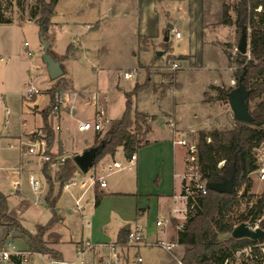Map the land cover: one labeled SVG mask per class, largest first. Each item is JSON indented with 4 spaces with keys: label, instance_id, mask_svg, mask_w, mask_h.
<instances>
[{
    "label": "crops",
    "instance_id": "1",
    "mask_svg": "<svg viewBox=\"0 0 264 264\" xmlns=\"http://www.w3.org/2000/svg\"><path fill=\"white\" fill-rule=\"evenodd\" d=\"M11 1L12 3L15 2L14 0ZM25 1L29 3V6L32 3L34 5L33 0ZM61 1L57 0L55 13L51 17V25L45 34V37L50 42L48 50L55 59L60 61L63 69L62 76L69 84L64 85V87L67 85V90H63V87L59 91L63 93L59 109L55 112H50L48 115V122L54 131V140L50 151L56 154L55 162L50 165L52 168L51 176L54 180V194L59 190L56 178L61 165L60 160L80 154L83 150L92 147L94 143L92 133L91 139H86V143L80 146L73 144L71 133L74 130L75 124L78 125L80 121L88 120L86 118H78L77 122L71 125L73 130L69 129L70 126H68L67 122H71L76 113L74 109L76 107L75 103L78 100L90 103L93 108L91 118L96 111V107L100 104L105 111V117L111 122L116 120L112 112H114V105L117 103L118 94H124L118 87L117 73L119 71L104 66L100 62L98 50L89 47L90 44L87 41L92 43L96 37L95 32H102L100 29L104 25H112L114 20H118L120 16V9H127L128 7V9L137 13L138 19H145L151 23L149 28L146 27V31L138 32L139 36H149L153 39V42L159 38L166 41V36L167 40H169V32L174 33L173 28L176 30V26L171 22V20L175 22L176 18L174 15L170 17V12L167 10V1L164 4H159L155 0H70L72 3L69 7L67 9L62 8L61 12H59ZM172 1L178 4L185 2L186 4L182 18L188 27L189 37H193L195 42V45L189 47L188 51H191V53L187 61L190 60L191 64L197 60V64H191V66L207 69L208 72L206 80L201 82L198 89L199 102L197 110L199 111L190 110L189 114H180L176 108L178 101L174 100V98L175 107L171 109L167 107V97L170 91L178 93L179 90L177 88V74L172 85L173 87L167 88L163 97H160L162 95L160 90L145 89L141 91L135 98V108L146 115L148 129L146 132H143V130L140 134L141 141L135 150V160L129 163L128 155L123 152L121 147H117L114 155L107 154L103 156L87 171L79 169L73 178L67 181L71 184L66 188L63 185L61 188L53 209L48 206L45 200L48 186L42 172L44 161L38 155L23 153L25 149L18 147L20 141H26L32 137V131L37 129L42 130V111L48 104L43 107L38 105L37 93L39 89L36 85L35 88L38 91L33 95V101L28 105L30 110L26 113L30 116L39 113L40 123L31 129L20 130L16 137L11 134L0 135V141L15 139L16 143H9V146L23 153L19 154L18 164H10L7 163L9 160L0 158V192L6 196L9 214L16 217L28 232L34 234L47 223L52 216V212H55L59 219L51 228L44 232L43 238L49 243L50 247L59 253L60 259L68 262V264L78 261L76 244L81 238L102 244L98 253L92 254L91 252H87L84 255L86 262H96L106 253V248L103 245L116 241L123 227L138 229L146 236L148 242H154L159 238L176 242L171 239V236L177 232L174 231V226L176 227L177 224L183 222L187 213L186 201L181 196L183 173L186 166L185 147L177 143L176 140L183 139V134L188 131L208 130L212 126H216L223 119L228 122L230 121V125H232V119L234 118L230 107L229 112L222 117V114L218 113V109H220L219 105H210L203 98V93L208 86L218 85L220 76H223L224 80H230L227 56L221 46L223 42L232 41L235 33L233 24H224L222 22V8L227 0ZM28 3L26 4L28 5ZM128 4H131V6ZM229 13L233 16L230 10ZM8 18L9 22L0 23V60L2 63L5 62V59H2L1 54L13 56L14 48L12 41L9 37L5 36V33L10 30L9 27H12L18 21L17 23L22 24V26L38 28L35 17L28 12L26 7L17 15L11 13ZM88 18L91 21L86 20ZM37 32H39V29ZM25 42L27 41L22 43V48L26 56L30 57L28 60V65H30L34 52L29 49L28 42L27 46L24 45ZM33 43L35 44L34 49L39 50V37ZM70 44L75 46L76 51L65 57L67 47ZM27 51H30L31 55H28ZM84 51L86 53L91 52L89 58L96 65L98 89L90 95L83 94L81 89L75 88L71 78V63L76 61L78 57L83 56ZM40 52L41 55L39 57L42 59L41 49ZM185 53L187 52L179 55H185ZM37 62L39 60L35 63ZM28 65L24 69V72L25 77L31 80ZM44 67L46 68L45 64ZM136 67L139 70H143L140 64ZM31 82L33 83L32 80ZM2 85L3 83L0 81V88ZM132 87H128L125 90L130 91ZM48 88L46 87L44 91ZM21 90L24 89L22 88ZM65 92L72 93L71 95L73 98H76V101H72L69 97H66L64 95ZM47 93L49 94V92ZM124 102L125 97H123ZM138 102H140V108L138 107ZM64 103L66 105L72 103L69 112L67 110L64 111ZM123 110L124 105L120 114H122ZM6 111L7 109L5 113L8 114ZM30 112L33 114H30ZM67 113L70 114V117H68ZM20 117L22 118L23 114H20ZM70 141L75 146L71 154L69 153L71 150ZM113 161L120 162L123 168L110 173L104 172L107 173L105 176V187H100L98 181L93 187L85 188L81 186L82 181L89 174H99L106 164ZM12 170H18L19 175H13ZM29 175H33L39 181L36 192L29 183ZM12 178L19 180L17 188L10 185ZM24 179L28 181L32 189L33 198L21 192L20 184H22ZM60 194H62V197ZM40 195L42 196L43 203L40 202ZM96 195L100 198L98 203H95ZM77 199L81 211H75ZM158 219L168 221L164 230L156 226V220ZM59 230L63 231V235L69 236V239L60 241ZM0 244V248L12 245L13 250H31L29 238L25 233L6 231L4 227H0ZM132 250L134 248L129 250L128 256L125 257V261L121 264H135L131 258V253L134 252ZM30 256H33V254ZM39 258L50 264L47 259ZM30 260L33 264L32 257Z\"/></svg>",
    "mask_w": 264,
    "mask_h": 264
},
{
    "label": "rangeland",
    "instance_id": "2",
    "mask_svg": "<svg viewBox=\"0 0 264 264\" xmlns=\"http://www.w3.org/2000/svg\"><path fill=\"white\" fill-rule=\"evenodd\" d=\"M14 1V3H12L11 0H0V6L2 10L6 9L4 11L5 16L10 17L11 13L13 15H17L25 7L27 8L28 12L31 13L33 3L29 6V3L25 0ZM155 1L159 4H164L165 1L168 2L167 10L170 12V17H173L174 15L176 18L175 22L172 20L171 22L174 23V25L176 26V30L180 32V38H175L173 32H169V40L166 41H163L159 38L158 40L155 39L153 42V39L149 36H139L138 32L146 31V29L149 28L151 23L146 21L145 19H138L137 13L131 9H128V7L127 9L124 8L125 10L123 8L120 9V16L118 20H114V23L112 25L102 26L100 29L102 30V32L100 31L101 33L99 31H96V37L92 41V43L89 41L87 42L90 44L89 47L98 50L100 62L104 64V66L114 68L116 71H119L117 73L118 87L124 93L127 92L125 90L126 88L133 86L135 83L142 84L143 82L147 81L148 86L145 89H151L156 91L160 90L162 94L160 97H163L164 93L166 92V89L173 87L172 85L177 74V88L179 90L178 93H173L172 91H170V94L167 97V107H169L170 109L175 107L174 100H176L178 101V105H176L177 111H179L180 114H189L190 110L194 111L198 109L199 85L202 81L206 80L208 72L207 69L195 68L191 66V64L196 65L197 60L193 61L191 64L189 62L190 60L187 61V59H189L190 57L189 54L191 53V51H188L189 47L195 45V42L193 40V37H189L188 27L182 18L186 6L185 2H181L180 4H178L176 2H173L172 0ZM237 1L238 0H227V2L225 3L229 5V10L231 14H233V16L231 15L233 19L235 18L233 5ZM26 3H28V5ZM71 3L72 2L70 0H62L59 4V12H61L62 8L67 9V7H69ZM128 5L131 6V4ZM86 20L91 21L89 18ZM17 22L12 27H9L10 30L5 33V36L7 38L9 37L12 41L14 48L13 56L1 54L2 59H5V62L2 63L0 60V81H2L3 83L2 87L0 88V135L11 134L14 137L17 136L20 130L24 131V129H31L35 125L39 124L41 120L39 113H35L31 116L27 114L30 110L28 105H30L34 97L32 96V98L29 100L23 97L25 89L22 87L21 82L24 78H26L24 69L28 65V60L30 59V57L26 56V53L22 48V43L24 41H27L29 43V49L34 52V55L31 59L32 63L30 64L32 65V67L28 65V68L29 73H31L30 78L33 81L32 84H34V87L36 85V87L39 89V92L37 93V103L40 107L49 104V94L55 95V93H58V96L61 97V95L63 94L62 92H59L61 88H63L65 84L69 85L62 75L55 79L49 78L47 70L44 67V62L40 61L42 59H40L39 57L41 55L40 49L42 50V44H40V40L39 50L34 49L35 44L33 42H35V40L39 37V32H37L38 28L36 29V27L32 26H22V24H19ZM233 27L235 33L232 41L229 40L228 42H223L221 44L227 56L230 75V80H224V77L220 76V80L218 81V85L216 86L221 88H233L237 84L235 72L237 69V62L241 60V58L238 56V51H236L235 47H237L239 44L240 34L237 33L236 26L234 24ZM247 30L249 38V28ZM75 51V46L71 44V48L68 54H72ZM156 51H162V54L160 56H157ZM184 52L187 53H185V55H179ZM89 54L91 55V52L86 53L84 51L83 56L78 57L76 61L71 63V78L73 80L74 87L81 89L83 94L88 95L98 89L96 79V65L89 58ZM38 60L39 62L35 63ZM171 61H176L179 64L178 69H170ZM139 64L143 68V70H139V74L136 79H123L122 73L124 71L136 67ZM66 86L63 88V90L68 89ZM211 86L214 85L208 86L205 92L203 93L204 101L208 102L210 105L218 104L220 107V109H218V113L222 114L221 116L224 117L229 112L228 102L219 99L217 91ZM46 87L49 88L44 91ZM22 88L24 90H21ZM141 91H139V93ZM47 92H49V94ZM71 94L72 93L67 92L64 93L66 97H69L72 101H76V98H73ZM123 97V93L118 94L117 103L114 105V112H112V115L116 117V120H118L119 116L121 115V109L124 105ZM135 98L136 97H132L134 103ZM260 99L261 98L250 100L248 102L249 106L254 107ZM75 104V115L73 116L71 122L68 123L66 121L68 126H70V130L72 129L71 125L75 124L74 122H77L78 118H86L89 120L93 114V108L90 103H85L84 100H78ZM63 106H65L64 111L67 110L69 112L70 108L72 107V103L68 105L64 103ZM138 107L140 108V102H138ZM6 109L8 110V114L5 113ZM20 114H23L22 118L20 117ZM30 114L33 113L30 112ZM68 115V117H70V114ZM116 120H113L109 123H104L102 130L99 132H92L91 130L81 132L78 131L76 126L77 124H75L74 130L72 129L73 132L71 133L73 138V144H76V146H80L83 143H86V139H91L92 133L93 139L96 133H100L102 136V134L109 128L110 124L112 122H115ZM236 122V120L232 119V125H230V121L228 122L227 120L223 119L222 121L218 122L216 126H212L208 130L204 131L209 132L213 129H230L236 124ZM130 129H135L137 134L136 140L138 141L137 144L139 145L141 141L140 134L144 130V125H142V129L140 132L136 129L134 125H132ZM198 132L199 131H188L183 134V139H185L187 143L193 142L196 144V158ZM9 143L14 144L16 143V140L11 139L9 141H0V146H3L0 148V158H5L9 160L7 163L18 164L19 156L23 153L27 154V152L21 153L18 149L10 147ZM70 144L71 150L69 151V153L71 154L73 153L75 146L72 144L71 141ZM184 147L186 156L187 149L186 146ZM187 167L188 164L186 163L185 169H187ZM49 168L52 169L51 166ZM249 179L250 187L248 189L247 195L243 197L241 195H238L242 194L244 186L243 185L240 189H238L237 192V195L239 196L238 201L233 206L230 214L227 216L228 220L233 222L234 225H237L241 222L239 218L240 215H245L248 212V209L251 206L252 202H254L256 198L260 196L262 192H264V182L258 181L255 175H252ZM20 189L24 195L30 196L32 198L34 197L32 189L26 179H24V181H22V184H20ZM248 194H253V197L250 199V202L247 203ZM60 196L62 197V194H60ZM39 197L40 202L43 203L42 196L40 195ZM185 220L186 217L184 218L183 223L185 222ZM174 228V231H177L175 226ZM11 232H13V230ZM58 234L60 236V241L69 239V236L63 235L62 230H59ZM171 239L176 241V234L172 235ZM4 248L13 250L12 245H7ZM67 249L69 250L68 247ZM132 251H137L138 255L141 256L142 261L140 264H178V260H180L182 264H186L183 261L185 246L181 244H178L176 248L172 249V255L163 250L162 248L154 245H140ZM31 257L33 258V264H48L47 262L40 259L37 254H33V256H30V258ZM260 260L261 257H258V255L254 252L252 256L249 257L245 254L237 255L235 251L234 256L230 258L226 263L224 260L223 264H259ZM21 264L30 263L22 262ZM72 264H79V262L76 261ZM204 264L214 263L212 261H206L204 262Z\"/></svg>",
    "mask_w": 264,
    "mask_h": 264
},
{
    "label": "trees",
    "instance_id": "3",
    "mask_svg": "<svg viewBox=\"0 0 264 264\" xmlns=\"http://www.w3.org/2000/svg\"><path fill=\"white\" fill-rule=\"evenodd\" d=\"M57 0H34L31 15L39 32L45 30L44 36L51 25V17L55 13ZM260 6V10L256 8ZM6 9L0 6V23L9 22L5 16ZM235 18L229 13V5L224 4L222 8V22L234 24L237 33L249 28V54H242L237 62L235 78H241L242 84L249 90L246 99L248 103L252 99L261 98L254 107H249L252 120L250 123L237 121L236 124L226 130L213 129L209 132L199 130L197 138V159L201 179L203 181H220L228 176L236 167V183L231 193H221L211 189L197 196V204L193 209H188L183 227L176 232V242L185 246L183 261L186 264H204L212 261L214 264H223L234 256L237 249L247 245H253L256 240L243 237L233 238L231 231L234 223L227 216L239 199L238 189L243 185L242 197L247 195L250 187L248 173L254 169L253 148L264 141V0H238L233 5ZM46 38V37H45ZM240 39V37H239ZM71 44L67 47L65 57L68 55ZM229 56V54H228ZM148 86L147 81L142 84L135 83L130 91L124 93V110L121 117L112 122L109 128L102 134L96 133L92 146L97 147L93 164L97 163L103 156L113 154L116 147L124 145L125 153L130 154L134 150L135 138L128 129L134 125L140 132L144 125L147 131L146 115L135 108L132 97H136L139 91ZM217 91L219 99L227 101V94L231 87L221 88L211 86ZM55 95H50L49 104L42 111V131L45 133L47 153L49 159L44 161L42 172L47 182L48 191L45 195L46 203L53 209L57 197L63 185L71 180L79 170L73 157H66L60 165L58 176L59 190L54 194V180L49 168L56 160V154L50 151L54 139V131L48 122V115L56 104ZM209 137L210 141H206ZM138 142V141H137ZM223 164L218 166V162ZM247 203L253 197L248 194ZM99 196H95V203L99 202ZM264 214V192L252 202L248 212L240 215L241 222L251 218L255 219ZM59 217L52 212L51 218L36 233L28 232L20 221L9 214L6 196L0 192V227L6 231H17L25 233L30 241L31 251L47 254L51 258L60 259L59 253L44 240V232L51 228ZM264 228V220L261 222ZM128 227H123L119 232L117 241L125 243L127 240ZM224 235V236H223ZM224 237V238H223ZM223 238V239H222ZM264 240V239H261ZM258 257L264 258V253L255 250ZM20 264L19 261L16 262Z\"/></svg>",
    "mask_w": 264,
    "mask_h": 264
},
{
    "label": "built area",
    "instance_id": "4",
    "mask_svg": "<svg viewBox=\"0 0 264 264\" xmlns=\"http://www.w3.org/2000/svg\"><path fill=\"white\" fill-rule=\"evenodd\" d=\"M261 9L260 6L256 8V10ZM89 26V25H87ZM174 35L176 38L180 37V32L173 29ZM248 31V30H247ZM27 46V42L24 43ZM236 51H238L237 47H235ZM28 55H31L30 51H27ZM246 56L249 58L250 54L249 51L247 52ZM179 64L176 61L170 62V69L176 70L178 69ZM139 74V68L133 67L128 69L122 73V77L126 80H133L136 79ZM233 82V81H232ZM22 87L25 89L23 93V97L27 98V100L31 99L33 95L37 93V89L33 86L30 79H26L22 82ZM55 100L56 104L53 106L51 112H55L59 109L60 103L62 102V98L58 96V93H55ZM8 112V110L6 111ZM104 123H109V120L105 117V111L103 107L99 104L96 107V111L93 117L89 120L80 121L77 125L78 131H88L91 130L92 132H99L103 128ZM129 133L134 136L135 144L134 150L128 155V162H133L136 158L135 150L138 147L137 140H136V131L135 129H128ZM207 141H210V138H207ZM177 143L186 146L187 152L185 156V161L188 164L187 169L183 173V183H182V193L181 196L186 201V212L188 209H193L197 204V196L199 194H203L207 190L206 181L201 179V173L199 170V164L196 158V144L193 142L187 143L185 139H178L176 140ZM20 149L24 148L25 152L38 155L43 161H47L49 159V154L47 153V145L45 140V133L41 129H37L32 131V137L26 141H20L18 145ZM123 152L125 153L124 145H120ZM117 149V147H116ZM115 149V152H116ZM113 153V155L115 154ZM253 155H254V169L248 173V178L252 175H255L256 179L260 182H264V141L257 144L253 148ZM64 158L60 160L62 161ZM223 164V160L218 162V166ZM123 166L118 161H113L108 163L103 167L99 174L98 173H91L89 174L81 183V186L88 188L93 187V185L98 181L100 187L106 186L105 176L107 173L113 172L115 170L121 169ZM107 172V173H104ZM12 174L18 176V170H12ZM29 183L31 184L32 189L36 192L38 189L39 181L33 176L29 175ZM72 183H74L72 181ZM19 184V180L17 178H12L10 180V185L14 188H17ZM69 184L66 182L64 187L66 188ZM240 195V194H238ZM80 206L78 204V199L76 200V207L75 211L80 210ZM81 211V210H80ZM187 214V213H186ZM187 215H185L186 217ZM264 220V214H261L259 217L255 219L248 218L242 222L246 224V226L250 230L262 229L261 222ZM168 221L164 219L156 220V226L164 230L167 226ZM183 222L176 225V229H180L183 227ZM236 226V225H234ZM264 239V238H261ZM258 239L256 243L253 245H247L242 248L236 250L237 255L245 254L246 256L251 257L255 250H258L260 253H264V240ZM140 245H154L162 248L166 252L172 255V249L177 246L176 242L169 241L165 238H159L154 242H148L146 236L139 231L138 229H129L127 233V240L125 243L119 241L108 242L104 244L106 248V253L103 254L99 260L96 262L88 263L84 259V255L87 252H91L92 254L98 253L99 248L102 244H98L95 242L90 241L86 238H81L76 244V255L79 264H121L125 261V257L128 256V252L131 249H136ZM37 254L39 257L47 259L50 264H68V262L58 259V258H51L45 253L41 252H34V251H19V250H9L7 248H0V264H17L16 262H28L32 264L30 260V255ZM131 258L135 264H140L142 258L138 255L137 251L131 253ZM228 260H225V263ZM178 264H182L180 260L177 261ZM259 264H264V258H261Z\"/></svg>",
    "mask_w": 264,
    "mask_h": 264
},
{
    "label": "water",
    "instance_id": "5",
    "mask_svg": "<svg viewBox=\"0 0 264 264\" xmlns=\"http://www.w3.org/2000/svg\"><path fill=\"white\" fill-rule=\"evenodd\" d=\"M44 32H39V40L42 44V61L46 66V70L49 78L55 79L63 74V69L58 59H55L49 52L50 42L45 38ZM167 36L165 40H167ZM237 49L242 54H247L249 51V38L248 32L242 31L239 39V44ZM162 51H157L156 55L160 56ZM249 96V90L242 84L241 78L237 81V84L231 88L227 94V102L230 110L233 114V118L236 121L242 123H250L252 120L251 114L249 113L248 103L246 99ZM97 152V147H90L83 150L80 154L73 156V160L81 171H87L92 165ZM236 167L234 164L232 172L224 177L220 181H207L206 186L208 189L221 192V193H231L234 185L236 183ZM231 236L233 238H243L247 237L253 240H258L264 238V230L256 229L250 230L244 222H240L233 227L231 231Z\"/></svg>",
    "mask_w": 264,
    "mask_h": 264
}]
</instances>
